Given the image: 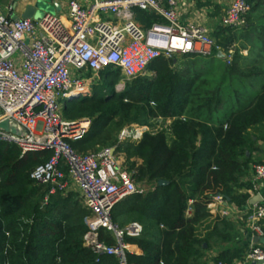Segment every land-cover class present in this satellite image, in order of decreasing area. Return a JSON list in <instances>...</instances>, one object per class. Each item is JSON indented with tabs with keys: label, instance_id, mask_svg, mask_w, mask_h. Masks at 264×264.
<instances>
[{
	"label": "trees",
	"instance_id": "trees-1",
	"mask_svg": "<svg viewBox=\"0 0 264 264\" xmlns=\"http://www.w3.org/2000/svg\"><path fill=\"white\" fill-rule=\"evenodd\" d=\"M245 1V25L220 27L212 35L223 56L217 51L159 57L149 66L152 75L126 81L120 91L114 89L118 72L105 69L90 95L63 104L64 118L91 120L84 138L70 142L79 153L115 145L124 125L171 119L164 129L116 148L128 169L139 163L134 178L147 187L111 211L119 228L133 221L142 225L139 236L125 237L139 251L128 255L132 264H205L214 248L216 262L231 263L247 251L228 252L227 243L237 238L234 224L206 208L216 194L243 206L247 195L238 191L252 187L250 165L264 164L253 159L258 141H264V0ZM137 15L146 28L162 20ZM50 154L21 156L15 145L0 141V264H118L107 255L96 262L97 254L83 246L89 211L77 193L56 191L44 202L49 185L30 173ZM160 179L168 183L158 185ZM102 235L113 242L108 232Z\"/></svg>",
	"mask_w": 264,
	"mask_h": 264
},
{
	"label": "built area",
	"instance_id": "built-area-1",
	"mask_svg": "<svg viewBox=\"0 0 264 264\" xmlns=\"http://www.w3.org/2000/svg\"><path fill=\"white\" fill-rule=\"evenodd\" d=\"M15 1L7 0L0 6V122L12 119L26 134L0 129V141L15 145L21 156L50 152L49 159L30 173L38 184L49 185L44 202L50 194L68 191L74 184L89 211L83 246L97 254L96 262L99 256L107 255L118 264H132L128 255L139 251L125 237L139 236L142 225L133 221L119 228L111 220V211L118 202L144 193L147 187L136 183L134 171L123 165L124 155L116 148L125 142H139L145 132L164 129L171 119L160 118L157 123L166 121V125L158 130L149 124L126 125L115 145L79 153L70 142L84 138L91 120L64 118L63 104L90 95L89 88L105 69L118 72L121 79L115 87L121 88L126 81L147 74L159 57L210 56L220 47L207 26L179 20L177 0H91L87 6L69 0L68 19L47 12L39 19L14 18ZM135 10L162 20L143 28L134 21ZM249 11L245 0H229L220 25L240 28ZM251 182L249 190L258 191L264 182L263 163L251 165ZM224 200L216 194L208 205ZM263 220L264 197L253 204L248 217L252 236L264 235ZM103 231L109 233L112 243ZM257 260H264V247L252 242L241 264Z\"/></svg>",
	"mask_w": 264,
	"mask_h": 264
},
{
	"label": "crops",
	"instance_id": "crops-1",
	"mask_svg": "<svg viewBox=\"0 0 264 264\" xmlns=\"http://www.w3.org/2000/svg\"><path fill=\"white\" fill-rule=\"evenodd\" d=\"M35 1L36 0H18V1L16 0L15 1L16 14L20 15L26 5L34 4ZM50 1L53 6H55L56 4L58 5L57 8L56 6L54 7L55 8L54 14L59 15L62 18L68 19L69 0H50ZM78 1L80 2V4L84 6H87L91 3V0H78ZM228 5H229V0H177L176 11L178 18L181 22H193L196 24L205 25L208 27L210 34L212 35V31H211L212 29H217L222 27L220 25V19L224 14V10ZM138 12H142V11L135 10L134 21L141 27L146 28L145 25L137 19ZM148 14H152V13H148ZM260 14L262 15L261 12H259V15ZM235 45L236 44L233 43L228 48V53L233 52ZM241 53L243 55H247L248 48L242 49ZM147 73L151 74L153 73V71L150 69ZM257 147L258 149L253 153V159L257 158L264 161V141L259 140L257 143ZM250 176H251V171H250ZM68 191H74L75 193H77V196L81 200L80 193L74 184L70 185ZM238 193L247 195L245 204H243V206H237L236 204L225 199L224 202L221 204L214 203L211 204L210 206L208 205L210 201L209 200L206 204V208L213 217H215L216 215H220L221 217L227 218L234 224L235 227L234 231L237 233L236 234L237 238L235 242L227 243L228 252L229 249L233 250L235 248L237 249L242 247L244 253L251 245L252 237H253L248 225V217L252 211V206H253L252 201L255 198L258 199L257 195L264 197V182L261 183L258 191L252 192L249 189L243 188L240 189ZM262 226L264 227V220L262 222ZM217 255H218L217 248L208 251V253L206 254L205 264H215L216 263L215 258L217 257ZM244 256L233 258L231 263L241 264L244 260ZM245 264H251V262Z\"/></svg>",
	"mask_w": 264,
	"mask_h": 264
},
{
	"label": "water",
	"instance_id": "water-1",
	"mask_svg": "<svg viewBox=\"0 0 264 264\" xmlns=\"http://www.w3.org/2000/svg\"><path fill=\"white\" fill-rule=\"evenodd\" d=\"M42 0H36L34 2V4H28L25 6V8L23 9V11L21 12L20 15L16 14L14 16V18H34V19H39L42 15L39 13L40 11L38 10V4L41 2ZM56 8L58 7V5H55ZM54 6V7H55ZM219 56H223V54L221 53V51L218 52ZM0 129L5 130L7 132H11V133H15L17 135H25L26 134V130L24 127H22L20 124H18L17 122H15L12 119H6L0 122ZM115 148L111 147V152H114ZM168 183V181L160 179L158 181V185H166ZM258 199L255 198L252 203L254 204L257 201L261 200V196L257 195ZM257 199V200H256ZM252 242L256 243V244H262L264 245V235L263 236H257L254 235L252 237ZM251 264H264V260H257V261H251Z\"/></svg>",
	"mask_w": 264,
	"mask_h": 264
},
{
	"label": "rangeland",
	"instance_id": "rangeland-1",
	"mask_svg": "<svg viewBox=\"0 0 264 264\" xmlns=\"http://www.w3.org/2000/svg\"><path fill=\"white\" fill-rule=\"evenodd\" d=\"M6 2H7V0H0V6H4L5 4H6ZM264 3V2H263ZM38 10L40 11L39 13L42 15L43 13H50V14H54L55 13V8H54V6L52 5V3H51V1L50 0H42L39 4H38ZM216 30L217 29H212L211 31H212V35L214 34V32H216ZM214 36V35H213ZM216 38V37H215ZM220 47V46H219ZM176 57H178V56H176ZM150 69H148V71H149ZM147 71V72H148ZM147 75H152V73L151 74H149V73H147ZM144 76V75H143ZM116 85V84H115ZM125 86V85H124ZM124 86H122L121 88H116L115 86H114V89L116 90V91H120V90H122L123 88H124ZM110 90H112V87L110 88ZM91 91V90H90ZM62 103L64 102V100H62L61 101ZM79 119V118H78ZM157 121H161V119L160 118H156L155 120H154V123H153V126H154V128L155 129H159V127L161 126H164V125H166L165 124V122L166 121H164L163 123L162 122H158L157 123ZM168 123V122H167ZM126 125H124L123 127H125ZM122 127V128H123ZM121 128V129H122ZM120 129V130H121ZM119 130V131H120ZM159 131V130H158ZM119 133V132H118ZM118 135V134H117ZM123 165L124 166H126V161H125V159H124V157H123ZM128 166V165H127ZM139 166V163H137L136 165H135V167L133 168L134 169V171H136L137 170V167ZM136 183L137 184H141L142 186H144V184L143 183H141V182H137L136 181ZM65 194V193H64Z\"/></svg>",
	"mask_w": 264,
	"mask_h": 264
},
{
	"label": "bare ground",
	"instance_id": "bare-ground-1",
	"mask_svg": "<svg viewBox=\"0 0 264 264\" xmlns=\"http://www.w3.org/2000/svg\"><path fill=\"white\" fill-rule=\"evenodd\" d=\"M91 90V87L89 88V90L88 91H90ZM90 93H91V91H90Z\"/></svg>",
	"mask_w": 264,
	"mask_h": 264
}]
</instances>
